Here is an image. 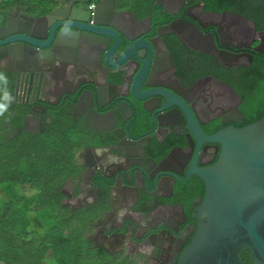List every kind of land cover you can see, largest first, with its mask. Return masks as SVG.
<instances>
[{
	"label": "flooded vegetation",
	"instance_id": "flooded-vegetation-1",
	"mask_svg": "<svg viewBox=\"0 0 264 264\" xmlns=\"http://www.w3.org/2000/svg\"><path fill=\"white\" fill-rule=\"evenodd\" d=\"M100 1L53 0L38 13L22 7L38 20L17 15L9 26L10 9H0V54L12 45L28 55L0 58L8 82L0 138H17L25 157L51 146L64 151L50 167L59 205L39 213L36 228L43 239L57 234L84 250L68 264H179L207 219L205 183L193 169L213 165L220 146L198 147L176 103L206 134L247 120L229 80L247 69L264 93V0L248 1L246 14L206 10L198 0H146L136 13L114 0L113 15ZM175 21L182 35L159 33ZM213 78L238 98L215 88ZM244 251L243 264H253Z\"/></svg>",
	"mask_w": 264,
	"mask_h": 264
},
{
	"label": "water",
	"instance_id": "water-1",
	"mask_svg": "<svg viewBox=\"0 0 264 264\" xmlns=\"http://www.w3.org/2000/svg\"><path fill=\"white\" fill-rule=\"evenodd\" d=\"M157 2L162 4L161 0ZM113 3L114 0H101L97 7L108 9L113 15ZM21 9V6H16L9 10L8 26L15 22L17 15L24 23L38 20L23 15ZM59 11L60 8L54 9L48 16L49 19ZM127 14L135 21L130 12L119 13L123 17ZM179 25V21L172 22L160 27L159 33L174 32L182 35L183 28L179 29ZM0 58L25 60L28 55L25 50L21 51L11 45L0 54ZM131 80L134 82L135 76ZM212 84L230 97L238 98L236 90L229 83L213 78ZM157 95L167 99L164 94ZM178 105L188 117L191 133L198 147L201 143L220 146L218 158L213 165L193 169V173L205 183L202 209L206 212L207 219L200 224L186 246L179 264H243L239 256L241 249L249 251L253 264H264V116L241 127L229 125L212 134H206L192 112L176 103ZM232 107L234 113H240L235 104ZM233 120L235 118L223 122Z\"/></svg>",
	"mask_w": 264,
	"mask_h": 264
},
{
	"label": "trees",
	"instance_id": "trees-1",
	"mask_svg": "<svg viewBox=\"0 0 264 264\" xmlns=\"http://www.w3.org/2000/svg\"><path fill=\"white\" fill-rule=\"evenodd\" d=\"M198 1L204 4L206 10L240 11L244 14L247 13L246 4L250 2V0ZM117 2L136 13L144 11L147 3L146 0ZM52 4L53 0H0V9L6 12L8 9L21 6L38 13L48 10ZM255 21L257 28L263 27L257 18ZM246 71L247 69H241L236 79L229 80L243 97L245 104L247 120L236 124L237 126H243L264 116V93ZM7 100L8 82L6 85L0 83V105H4L6 109L4 114L0 115V120L8 117ZM16 140L17 138L8 143V140L0 138V261L5 264H45L49 258L56 264H68L72 252L79 256L84 254V250L79 246L73 250L69 240L57 234L43 239L36 228L39 213H47L59 205L58 174L50 178L52 169L50 167L55 161L53 158L58 156L57 153L64 151L51 146L52 148H48L43 154L34 149V154L28 153L25 157L18 154ZM40 157L43 158V164L39 160ZM40 165L46 168H40ZM29 190H32L33 194H28ZM30 211L37 213H29ZM240 256L246 258V252L241 250ZM76 264L87 263L81 260Z\"/></svg>",
	"mask_w": 264,
	"mask_h": 264
},
{
	"label": "clouds",
	"instance_id": "clouds-1",
	"mask_svg": "<svg viewBox=\"0 0 264 264\" xmlns=\"http://www.w3.org/2000/svg\"><path fill=\"white\" fill-rule=\"evenodd\" d=\"M0 83L7 84V78L2 73H0ZM5 110V106L0 105V115H3Z\"/></svg>",
	"mask_w": 264,
	"mask_h": 264
}]
</instances>
